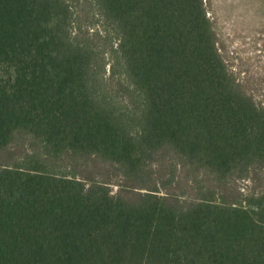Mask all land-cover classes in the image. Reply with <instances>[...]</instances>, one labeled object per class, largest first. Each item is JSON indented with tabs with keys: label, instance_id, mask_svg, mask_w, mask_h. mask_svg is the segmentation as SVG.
Masks as SVG:
<instances>
[{
	"label": "trees",
	"instance_id": "trees-1",
	"mask_svg": "<svg viewBox=\"0 0 264 264\" xmlns=\"http://www.w3.org/2000/svg\"><path fill=\"white\" fill-rule=\"evenodd\" d=\"M0 264H264V107L204 0H0Z\"/></svg>",
	"mask_w": 264,
	"mask_h": 264
},
{
	"label": "rangeland",
	"instance_id": "rangeland-1",
	"mask_svg": "<svg viewBox=\"0 0 264 264\" xmlns=\"http://www.w3.org/2000/svg\"><path fill=\"white\" fill-rule=\"evenodd\" d=\"M204 3L217 35L219 53L254 102L264 107V0ZM90 27L91 32L101 28L98 23Z\"/></svg>",
	"mask_w": 264,
	"mask_h": 264
}]
</instances>
